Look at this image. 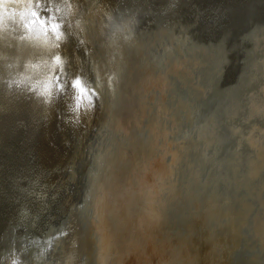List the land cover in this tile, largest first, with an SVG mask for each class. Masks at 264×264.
<instances>
[{
	"label": "bare ground",
	"instance_id": "1",
	"mask_svg": "<svg viewBox=\"0 0 264 264\" xmlns=\"http://www.w3.org/2000/svg\"><path fill=\"white\" fill-rule=\"evenodd\" d=\"M190 1L191 4L194 2L201 7L197 9L199 12L205 6H213L215 18L221 25V22L224 24L236 12L239 0ZM126 3V0H40L37 7V0H0V7L3 8V12L0 13V123L2 124L0 125V264H42L43 261L38 260L41 254L46 252L45 248L49 242L58 247L55 252L61 257L58 264H95L94 252L90 251L87 260L84 259V247L81 248L83 238L75 230L77 220L75 214L79 212V206H84V201L89 195L86 192L90 193L91 189L89 183L84 184L81 180L85 176L83 170L78 175L79 184L72 183V191L70 195L67 193L68 197L65 191L75 179L76 167L80 164L84 149L83 145L76 143L77 137H85L86 143L91 139L90 135L93 132L96 134L101 106L106 109L104 101L108 102L114 90L112 76L118 67L121 43L126 44L128 52L132 54L131 44L128 41L131 32L124 25ZM32 11H36L41 19L46 20L43 26L38 20L32 23L36 19L31 16ZM167 13L169 15H166ZM145 16L154 20L152 25L157 28L161 36L163 35L160 38L163 45H171L174 38L197 37V35L193 37L189 35L191 28H187L188 31L185 28L191 25L176 13L175 7L169 1L152 0L146 8ZM53 24L58 25L56 31L52 30ZM192 26L196 29H193V32H197V25L192 23ZM206 35L204 32L203 36ZM191 42L195 45L190 46L189 53L195 52V46H198L197 42L193 40ZM263 48L264 42L261 41L262 62H264ZM197 49L199 52L202 51L201 48ZM204 50L209 51V49ZM222 50L225 53L224 49L220 51ZM203 54L201 53V57L194 61L196 64L194 71L201 74L205 80L210 74L208 69L218 65L222 54L212 53L214 56L209 62L206 59L201 60L204 58ZM95 73L99 77V81L97 80L99 83L94 80ZM56 77H60L61 84L80 78L82 86L86 89H94L98 95L90 101L86 93L77 105L72 97L78 90L66 87L64 92H60ZM157 77L155 72L142 83L148 91L156 92L157 97L163 99L162 92L156 90L161 88ZM190 79L192 78L187 81L193 82ZM215 99L217 100L211 103L210 108L208 107V113L205 112L207 113V118L203 122L205 127L196 129L199 130L197 135L205 134L209 138L213 137L212 141L202 143L207 151L212 143L218 141L216 137L223 129L224 120L236 114L238 104L236 97H233L227 106L222 104L219 98L215 97ZM207 110L205 108V111ZM196 117L198 119V116ZM195 126H192V129ZM142 127L143 123L139 128ZM136 134L137 138L135 135L131 137L133 141L124 142V149H130L131 158L135 156L137 140L142 136L141 131ZM70 136L75 141L74 139L71 141ZM36 153L39 162L42 163L39 182H34L38 173L35 174L33 171V174L29 175L28 170L24 168L27 158ZM86 164H89L86 167H90V163ZM154 164V162L147 164L146 168L137 172L138 183L131 185L130 189L135 188L134 201H139L143 206L153 209V215L148 213L145 215L147 231L155 233L156 236L162 233L164 236L157 237L156 242L150 238L151 235H147L150 233L143 232L142 228L128 231L126 235L121 236L123 238L121 255H129L128 264H144L152 261L154 264H215L211 259L212 254L206 252L213 249L215 241L209 236H206V239L194 238L196 233H193L194 228L191 230V227L195 220L194 222L190 219L183 220V232L176 231L172 235H168L166 229L163 231V228L156 223L150 224L155 215L158 217L162 215L161 212L164 211L162 204L168 197L165 180L162 181ZM120 167L124 168L123 174L126 173L125 170L128 171L126 164L123 163L118 168ZM257 170L259 173V166ZM28 178L29 181H25ZM258 178V175L250 174L251 182L245 195L249 196V199L253 197V202L247 201V203L254 208L253 226H255L254 231L257 232L254 235L260 238L264 237V182L257 187L252 185ZM66 181H68L67 189L64 184ZM84 187L86 188L83 189ZM251 192L253 195H250ZM207 195L209 211H205L208 218L204 220L205 223L213 218L211 213L215 206V197H218L214 193ZM246 196L242 198L247 200ZM222 200L221 198L220 201ZM224 204H221V208ZM245 209L239 208L242 214L246 212ZM239 210H237L238 214ZM82 214H79L80 222L83 219ZM203 215L204 212H201L198 217L202 219ZM201 225L202 223L199 222L196 226L200 229ZM209 226L205 225V228L210 231L213 228ZM61 232L65 235L61 236ZM64 240H66L65 251L58 245ZM169 240H173L170 246L172 248L167 245ZM69 241H72L71 245L67 244ZM107 248L113 250L116 256L114 259L120 256V253L116 254V244L111 242V246ZM49 251L50 249L47 250V256L50 257L53 254ZM206 258L210 259L206 260ZM101 259L98 264H106L105 262L110 264L111 258L108 253L102 254ZM251 259L253 264H264V247H260L258 253L253 254Z\"/></svg>",
	"mask_w": 264,
	"mask_h": 264
},
{
	"label": "water",
	"instance_id": "2",
	"mask_svg": "<svg viewBox=\"0 0 264 264\" xmlns=\"http://www.w3.org/2000/svg\"><path fill=\"white\" fill-rule=\"evenodd\" d=\"M126 1L124 25L131 32L128 39L131 44L130 49L132 48V54H130L139 58L140 52L143 51L144 53L137 60L139 61V73L129 79L121 104L116 110L119 112V119L127 133L126 139L125 141L119 140L114 160L111 159V172L107 173L108 179L104 184L101 183L98 192L94 198H91V201L93 200L90 204L92 216L89 215L90 218L83 217L80 222V213L75 214V216L77 215L75 230L83 238L81 245V248L84 247L83 257L87 260L89 254L94 252L93 261L95 264L102 261L101 258L104 253L109 254L110 264H128L127 257L129 255H121L123 246L121 236L126 235L128 231L132 232L142 228L144 229L143 232L150 233L147 235H151L150 238L156 242L157 237L164 236L162 233L159 234L160 236H156L155 233L147 231L145 215L146 213L153 215V209L143 206L139 201H134L136 199L134 198L135 188L130 189L131 185L138 183L137 172L152 162L155 163L153 166L156 171H159L162 181L165 180L168 197L162 204L164 208V211L161 212L162 217L155 215L150 224L154 222L162 227L163 231L166 229L168 235H172L176 231L183 232L182 221L190 219L193 222L195 220L191 227V230L194 228L193 233H196L194 238H202L208 232L205 225H202L205 224L204 220L208 219L205 211H209L207 206L209 191L202 181L197 180V163L194 159L198 156L193 157V154L198 155L197 150L202 146V143L212 141L213 137L209 138L205 134L197 135L199 133V130H196L197 126L188 135H179L178 133L185 126L181 123L178 112L180 107L187 106V90H184L186 89L184 85L193 83L198 90L199 88L209 89L206 83L209 79L203 80V76L194 71L196 65L194 61L201 57V53H204V58L201 60L206 59L205 55L214 53L213 39L218 30L222 31L223 23L221 22L220 25L215 18L213 6H205L199 12L197 9L201 7L194 2L191 4L190 0H166L175 7L176 13L191 25V27L185 28L186 30L191 28L189 35L191 37L197 35L196 38H190L198 44L195 46L196 51L189 53L190 46L195 45L189 38H174L171 45L167 46L161 43L160 38L163 35L161 36L157 28H154L150 18L145 16L146 8L152 0ZM192 23L198 27L195 33L193 29H196L193 28ZM263 31L264 28L261 31V41L264 42ZM204 32L207 34L206 37L203 36ZM202 36V39H198ZM197 48H201L202 51L199 52ZM204 49H209V51ZM213 56L212 54L209 57ZM258 64L264 71V62L261 60ZM155 72L158 76L157 80L161 84V88L156 90L162 92L163 99H159L156 92L148 91L142 83ZM189 78H192L190 80L193 82L187 81ZM239 86L245 87V83L240 82ZM237 112L238 104L236 106ZM141 123H143L142 129L139 128ZM138 131H141L142 136L141 139L137 140V152L131 158L130 149H124V142L133 141L131 137L134 135L137 138L136 133ZM219 137L218 134L216 138L219 139ZM88 141L84 144L85 149L89 147L90 141ZM121 161L127 165L128 169V171L125 170L126 173L124 174V168H118L119 165H123ZM81 162L82 160L77 167L81 168V171L76 170L75 179L71 181V185L65 191L66 194L71 193L72 183L79 184L78 175L82 173L83 166ZM250 170L253 175H258L261 171L259 170L258 173L256 166ZM250 195L253 193L251 192ZM248 197L246 196L247 200L240 199V202H245L241 203L244 209L251 208V204L249 205L247 201L253 202V197L250 199ZM201 212H204L202 219L198 217ZM81 213H83V209ZM65 218L67 219L68 216L66 215ZM199 222L202 223L200 229L196 226ZM63 235L65 234L61 232V236ZM70 242L72 241L67 244L71 245ZM111 242L116 244V254L120 253L117 259H114L116 256L113 250L107 248L111 246ZM65 243L66 240L58 244L63 251L66 250ZM172 243L173 240L167 241L169 247ZM57 248L52 242H49L45 248L46 252L41 254L38 261H43L42 264H58L61 257L55 253ZM48 249H50L49 252H52V257L47 256ZM45 260L47 261L45 262ZM144 264H154V262H145Z\"/></svg>",
	"mask_w": 264,
	"mask_h": 264
},
{
	"label": "rangeland",
	"instance_id": "3",
	"mask_svg": "<svg viewBox=\"0 0 264 264\" xmlns=\"http://www.w3.org/2000/svg\"><path fill=\"white\" fill-rule=\"evenodd\" d=\"M166 15H169V13ZM150 20L151 22L154 21L152 18H150ZM263 28L264 0H239L236 6V12L223 24L222 31L220 32L218 30V33L215 34L213 39V44L215 46L213 51L215 54H222V57L220 56V61L216 67L208 69L210 74L212 73L213 75L208 74L209 80L206 82L209 86V89H207L208 91L205 88L199 87L198 90L193 83L184 85L186 88L185 90H187V106L180 107L178 112V116H181V123L185 126L183 128L184 130L181 129L180 132L186 136L193 131L192 126L194 125L200 128L205 127V123L203 122L207 118V113L212 105L211 103L217 100L215 97L219 98L220 102L225 106L231 103L233 97L238 98V112L233 118L224 120L223 129L219 133L220 137L218 141L212 143L213 146L210 145L208 151L201 146L197 150L198 155L193 154V157L198 156L194 159L197 163V180L204 183L209 193H214L220 199H223L220 201L218 197H215V206H213V212L211 213V217L213 218L204 224L212 226L213 229L210 231L208 230L207 234L202 237L206 239V236H209L215 241L213 249L206 251L207 254H212L213 258L211 259L215 261V264H253V260L251 259L253 254L258 253L260 247H264V237L259 238L258 235H254L257 233L254 231L255 226H253L254 208L245 209L246 212L243 214L239 210V208L242 207L240 199L242 196H246L245 193L248 191V186L251 182L249 179L250 174H252L250 173V169L254 166L258 169L259 166L261 170L258 174L259 178L252 183L254 187L264 182V71L258 64L259 61H261L260 32ZM223 36L226 38L224 39ZM202 38L203 36L198 39ZM121 45L123 51L121 49L119 51L118 67L112 76L114 90L110 94L108 102L104 101L106 109H103V105L101 106V115L99 114L97 121L98 130L96 134L93 132L92 135H90V146L87 151L83 147V153L80 158L82 160V167L84 168H82V170L85 174L81 180L84 184L89 183L91 186L90 193H88V191L86 192V194L89 195L86 201H84V206H80L81 208L78 207L80 213L83 208L82 215L85 218H90L92 216L90 204L93 200L91 201V198H94L101 183L104 184L108 179L107 173L111 172V163L117 152L119 140L125 141L126 139L127 133L119 119V112L116 110H118L121 104L124 90L129 79L135 75L137 76L139 73V61L137 60L141 58V55H144L143 51H141L142 53L140 52V55H138L140 57H136V59L128 52V46H126V44L121 43ZM223 45L226 46L223 47ZM221 49H224L225 53H223V50L220 51ZM207 56L208 55H205V58L209 62V59L212 57L208 58ZM94 71L96 72L95 69ZM98 78L97 73H95L94 80H96V82L99 81ZM240 82H244L245 87H240L238 85ZM236 84L239 90H236ZM94 88L96 89V86ZM96 95H98L97 92ZM202 102L205 103L203 104ZM204 106L206 110L208 109L207 111H205ZM199 107H202V111L199 110ZM192 112L194 113L192 114ZM205 112L207 113L205 114ZM196 113H198V115ZM202 114L204 116H202ZM195 115L198 116V119ZM187 123L189 125H187ZM0 125L2 124L0 123ZM226 135L228 137H226ZM77 138L76 143L84 146L86 138H80V136ZM70 139L72 141L74 138L70 136ZM225 141H228V143ZM90 150H92V152H90ZM37 153L35 155L31 154V156L27 158V163L24 166V168L28 170L27 173H29V175L31 173L33 174V171H35V174L38 173L35 175L34 182H39L42 174V163L39 162L40 160L37 157ZM82 155H86L84 159ZM86 163H90V167H86L89 166V164ZM91 163L93 164L91 165ZM77 167L76 169H79ZM221 168L223 171H221ZM37 170H39V172H37ZM79 171H81V168ZM21 179L24 180V178ZM29 179L30 178L25 179V181L28 182ZM67 183L68 181L64 182L65 189L69 186H67ZM85 188L86 187L83 189ZM66 196L68 197V194H66ZM224 201H226V204H224ZM221 204H224L222 208ZM237 210H239V214ZM198 242L199 241H196V243ZM238 249H240V251H237ZM207 259L210 258H206V260Z\"/></svg>",
	"mask_w": 264,
	"mask_h": 264
},
{
	"label": "snow or ice",
	"instance_id": "4",
	"mask_svg": "<svg viewBox=\"0 0 264 264\" xmlns=\"http://www.w3.org/2000/svg\"><path fill=\"white\" fill-rule=\"evenodd\" d=\"M39 2H40V0H37V7L39 6ZM45 7H46V5H45ZM2 12H3V8L0 7V13H2ZM31 16L36 18L35 20L32 21V23H35L37 20L39 21V23L42 26L46 23V20L41 19L39 14L36 11H32ZM21 18H23V14H21ZM57 27H58L57 24H53L52 30L56 31ZM56 81H57L58 90L60 92H64L66 87L73 89V90H78L77 94L74 97H72L76 101L77 105L80 104L81 100L84 98L86 93H87L88 99L90 101L96 95L94 89H86L84 86H82V81L80 78H76L74 80H68V81H65L63 84H61L60 83V77H56ZM45 91H47V88L45 89Z\"/></svg>",
	"mask_w": 264,
	"mask_h": 264
}]
</instances>
